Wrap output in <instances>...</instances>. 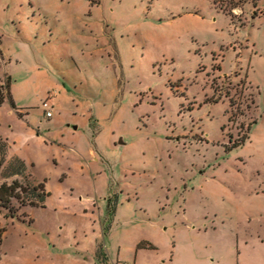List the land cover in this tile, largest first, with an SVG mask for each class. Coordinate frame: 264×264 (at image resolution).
I'll list each match as a JSON object with an SVG mask.
<instances>
[{"label": "rangeland", "instance_id": "obj_1", "mask_svg": "<svg viewBox=\"0 0 264 264\" xmlns=\"http://www.w3.org/2000/svg\"><path fill=\"white\" fill-rule=\"evenodd\" d=\"M0 47V181L49 141L0 264H264V0H0Z\"/></svg>", "mask_w": 264, "mask_h": 264}, {"label": "trees", "instance_id": "obj_2", "mask_svg": "<svg viewBox=\"0 0 264 264\" xmlns=\"http://www.w3.org/2000/svg\"><path fill=\"white\" fill-rule=\"evenodd\" d=\"M3 60V53L0 47V66ZM10 81L11 78L7 73H4L0 78V106L5 100H8L10 105L14 108L15 106L9 93ZM6 148V139L0 137V169L4 165ZM8 167H10V171L5 175V179L0 181V209H6L8 216L15 217L16 208L13 205V199L24 206L42 205L45 196L49 194L45 189L44 183H32L29 180L28 175L25 174V164L19 157H14L8 164ZM16 176L23 177L24 182H21ZM10 177L15 178L8 181ZM22 194L25 196H22ZM3 232L4 227L0 226V243Z\"/></svg>", "mask_w": 264, "mask_h": 264}, {"label": "crops", "instance_id": "obj_3", "mask_svg": "<svg viewBox=\"0 0 264 264\" xmlns=\"http://www.w3.org/2000/svg\"><path fill=\"white\" fill-rule=\"evenodd\" d=\"M53 103V108H54V102ZM53 115V114H52ZM74 128L77 129L78 125H74ZM28 136L31 138L32 141H34L36 146L31 147L29 149V152L26 154H21V153H16L15 157H19L25 164V174L28 175L29 180L32 183H38V182H43L45 185L46 191H48V188L46 186V180L48 179L46 174H41L40 171H38V166L40 164V157L38 154H36L34 148H38L39 146L41 147H46L49 144V141L45 138L44 135L42 134H33L30 133ZM6 139V138H4ZM7 141V139H6ZM69 150H74L73 147L69 146ZM87 151L89 155L92 157L93 160H97L96 153L97 151L94 149L93 146H88ZM74 153V152H73ZM56 176L60 179L64 176H68V171L65 169H61L56 171ZM17 177V176H16ZM19 177V176H18ZM49 193V191H48ZM109 207V204L107 203V209ZM89 208L88 205L84 208V210H87ZM106 259V257H105ZM107 260V259H106Z\"/></svg>", "mask_w": 264, "mask_h": 264}, {"label": "built area", "instance_id": "obj_4", "mask_svg": "<svg viewBox=\"0 0 264 264\" xmlns=\"http://www.w3.org/2000/svg\"><path fill=\"white\" fill-rule=\"evenodd\" d=\"M54 93H48V96L45 97L42 101H41V108L45 114L46 117H51L53 114V103H52V99L54 98ZM120 264H128L127 262L123 261Z\"/></svg>", "mask_w": 264, "mask_h": 264}]
</instances>
